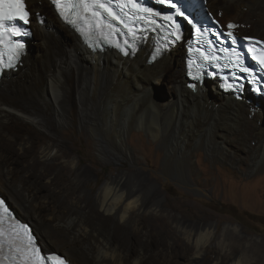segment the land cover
Returning <instances> with one entry per match:
<instances>
[{
  "label": "bare ground",
  "instance_id": "6f19581e",
  "mask_svg": "<svg viewBox=\"0 0 264 264\" xmlns=\"http://www.w3.org/2000/svg\"><path fill=\"white\" fill-rule=\"evenodd\" d=\"M27 1L33 15L41 11L47 20L34 23L36 35L29 47L31 41L27 42L20 65L0 79V194L21 220L31 222L37 242L60 250L72 264H260L264 245L252 250L254 262L246 259L249 251L224 252L222 246L206 250L202 257L215 232L207 223L191 224L177 217L173 239L167 231L161 236L168 241L152 239L150 224H142L154 215H143L142 221L133 218L159 207V196H148L153 186L142 174H113L94 193L93 205L83 204L86 185L95 174L93 165L77 168L78 160L71 158L55 130L70 123L67 115L78 103L81 125H86L76 136L78 143H89L88 130L108 163L134 162L124 135L130 128L144 130L160 139L168 152L160 173L205 195L189 180L196 147L218 157L235 141L241 142V151L251 156L250 170L264 168V102L246 91L234 99L219 92L216 81H188L180 46L152 64L147 62L150 39L127 56L110 48L92 51L56 16L43 12L51 11L46 0ZM206 6L223 24L237 23L239 33L264 36V0H207ZM166 81L174 93L171 101L160 100L163 88L153 86ZM155 89L162 90V96L158 92V98ZM250 123L256 133L253 148L247 142ZM71 143L73 151H80L76 141ZM72 169L73 182L66 183ZM59 201L70 207L58 206ZM232 230L239 233L237 227Z\"/></svg>",
  "mask_w": 264,
  "mask_h": 264
},
{
  "label": "rangeland",
  "instance_id": "374dc122",
  "mask_svg": "<svg viewBox=\"0 0 264 264\" xmlns=\"http://www.w3.org/2000/svg\"><path fill=\"white\" fill-rule=\"evenodd\" d=\"M48 5L51 11L50 9H46L43 12L55 16L52 11V6L50 3ZM38 12L41 14V11ZM41 15L45 16L44 22H46L47 15ZM254 20L252 18L251 22H254ZM220 21L222 23L221 18ZM30 28L32 35L35 34L34 22ZM63 32L64 34H68L65 28ZM262 39H264V36ZM32 40L28 43V47L32 43ZM35 40L37 39L34 38V42ZM179 52H182V49ZM22 68L23 66L20 68V71ZM170 70L171 68L169 67L168 74ZM168 82H165V86L153 85L158 86V90L163 88V91H161L164 99L160 97L162 101H171L174 98V93L170 91L169 87L171 85H168ZM164 91L168 94H166L167 98L164 95ZM158 92H156V95L159 98ZM160 96H162L161 93ZM77 104L76 107L74 106L72 115H67L71 124L57 127L55 135L58 136H56L58 139L65 142L68 150H71V158L78 160L77 168H85L89 164L93 165L95 174L91 177L90 183L86 185L88 194L82 198L83 204L92 206L94 193L98 191L101 184L114 176L113 174L116 175L121 171H128L131 174H142L143 178L149 180L153 186L148 196L154 193L159 196V207L156 210H151L144 214L142 212L136 213L133 218L135 217L134 219L142 221L143 215H154L152 220L142 224L143 227L150 224L151 227H148V229L152 231V239L157 238L162 239L163 242L168 241V239L166 240L161 236V231L170 232V237L173 239L175 236L173 232V228L175 227L174 218L177 217L191 224L207 223L212 225V231L215 232L213 238L202 252V257L207 256L206 250H216L222 246L224 252L226 249L230 250L233 248H238L241 252L245 250L249 251L246 254V259L248 262L255 261V255L252 250L255 249L254 251H256L261 245H264V168L250 170L251 156L241 151L239 148V146H243L241 142L237 143L235 141L236 143L234 142V145H230L232 149L230 148L226 155L218 157L210 155L204 148L196 147L192 150L193 153L190 159V162L192 161L190 163L192 170L189 174V180L191 183L193 182L192 184L195 187H198L205 193V195L199 194L191 188L177 185L176 182L172 181L173 179L170 180V178H166L160 173L161 167L167 161L168 152L160 139L153 138L144 130L130 128L124 135L125 143L130 147L132 155L135 156L136 160L134 162L124 160L108 163L103 161L98 154L95 139L88 130L86 132L87 138L90 139L89 143H84L86 146L78 143L80 140L76 136L80 134L82 128H86V125H81L80 107ZM14 124L16 126L19 123L15 122ZM249 125L247 142L253 148L256 146V133L254 125L252 123ZM48 140V137L45 138V142ZM74 141L77 142L75 147L80 150L78 152L77 150L73 151L71 148V142ZM49 164L54 163L49 162ZM22 171L21 169L20 172L22 173ZM75 172L76 169H72L67 174L65 177L66 183L72 184ZM57 204L66 209L70 207L68 205L64 206L62 201L57 202ZM159 217H164L165 219L163 220ZM29 223L31 224V222ZM233 227H237L239 233L238 231H233ZM43 249L45 252L51 249L55 253H62L54 247L50 249L44 247ZM251 253L252 255H250ZM224 258L226 259V257ZM263 262L264 258L261 259L260 264H264ZM203 264L207 263L204 262Z\"/></svg>",
  "mask_w": 264,
  "mask_h": 264
},
{
  "label": "snow or ice",
  "instance_id": "6c2138e0",
  "mask_svg": "<svg viewBox=\"0 0 264 264\" xmlns=\"http://www.w3.org/2000/svg\"><path fill=\"white\" fill-rule=\"evenodd\" d=\"M169 2L172 3L173 7L176 6L175 3L173 2V0H169ZM17 7H18L17 16H18L19 20H22L24 24H28L30 22L28 20V11L25 10L23 0H17ZM99 7L100 8H104L105 11L108 12V14L113 17V19H116L115 15L112 13L110 8L105 7L104 4H100ZM133 7H136V5L134 4ZM94 14H97V13H94ZM181 14H183V13H181ZM12 19H14V17H12L10 15L0 16V29H4L6 32H10L12 36H20L21 35L20 31L16 30L14 27L9 26L8 24L5 23V21H9V20H12ZM141 19H143V17H141ZM168 19L171 20L172 18L168 17ZM173 23H177L176 31L179 32L178 22L173 21ZM227 27L229 29H235L237 26L230 23V24H228ZM227 35L232 37L233 40H236V41L239 40L238 35L235 32H233V31H229L227 33ZM179 38H180L179 35H177V39H179ZM249 39H251V38H249ZM14 46H15L16 49L21 50V51L24 48V44L23 43H15ZM18 56H19V52H17V58H18ZM261 63H264V60H261ZM262 79H264V77H262ZM228 87H232V85L229 84ZM262 90H264V89H262ZM0 203H2V202H0ZM7 211H8L7 208H5V212H7ZM24 230H25L27 238H28V244H27L26 250L33 251L35 254L38 255L39 252H40V249L35 245V240H34L32 234H31V232L29 230H27V229H24ZM17 251H19V249H17ZM51 259H52L53 264H64L63 258L52 257Z\"/></svg>",
  "mask_w": 264,
  "mask_h": 264
},
{
  "label": "water",
  "instance_id": "95a60500",
  "mask_svg": "<svg viewBox=\"0 0 264 264\" xmlns=\"http://www.w3.org/2000/svg\"><path fill=\"white\" fill-rule=\"evenodd\" d=\"M0 196L4 199V201L7 203V205H8V207L14 212V214H15V216L17 217V218H19V219H21V217L15 212V210L13 209V207L10 205V203L8 202V200L4 197V196H2L1 194H0ZM40 246H41V244L40 243H38ZM54 252V251H53ZM57 252V251H56ZM59 253V252H58ZM60 255H62V256H64V257H66L64 254H62V253H59ZM67 258V257H66Z\"/></svg>",
  "mask_w": 264,
  "mask_h": 264
},
{
  "label": "trees",
  "instance_id": "16d2710c",
  "mask_svg": "<svg viewBox=\"0 0 264 264\" xmlns=\"http://www.w3.org/2000/svg\"><path fill=\"white\" fill-rule=\"evenodd\" d=\"M1 197V196H0ZM2 198V197H1ZM56 254H58L59 256H62V255H60L58 252L56 253Z\"/></svg>",
  "mask_w": 264,
  "mask_h": 264
},
{
  "label": "clouds",
  "instance_id": "9594fccd",
  "mask_svg": "<svg viewBox=\"0 0 264 264\" xmlns=\"http://www.w3.org/2000/svg\"><path fill=\"white\" fill-rule=\"evenodd\" d=\"M212 13V12H211ZM213 14V13H212ZM214 15V14H213ZM214 16H216V15H214ZM264 40V39H263ZM206 81H208V80H206ZM205 82V81H204Z\"/></svg>",
  "mask_w": 264,
  "mask_h": 264
}]
</instances>
